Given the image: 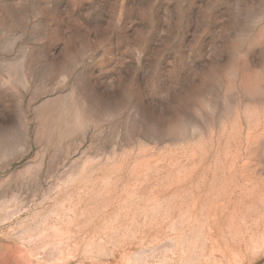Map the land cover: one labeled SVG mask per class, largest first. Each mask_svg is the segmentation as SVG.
<instances>
[{"label": "rangeland", "instance_id": "rangeland-1", "mask_svg": "<svg viewBox=\"0 0 264 264\" xmlns=\"http://www.w3.org/2000/svg\"><path fill=\"white\" fill-rule=\"evenodd\" d=\"M0 264H264V0H0Z\"/></svg>", "mask_w": 264, "mask_h": 264}]
</instances>
